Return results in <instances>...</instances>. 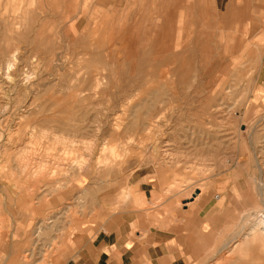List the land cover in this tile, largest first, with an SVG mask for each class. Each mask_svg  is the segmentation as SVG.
<instances>
[{"label": "rangeland", "instance_id": "obj_1", "mask_svg": "<svg viewBox=\"0 0 264 264\" xmlns=\"http://www.w3.org/2000/svg\"><path fill=\"white\" fill-rule=\"evenodd\" d=\"M153 5L0 0V264H59L84 204L147 173L179 204L241 178L233 224L200 264H264V94L229 68L240 28H193L197 47L181 48L189 28L169 34Z\"/></svg>", "mask_w": 264, "mask_h": 264}, {"label": "crops", "instance_id": "obj_2", "mask_svg": "<svg viewBox=\"0 0 264 264\" xmlns=\"http://www.w3.org/2000/svg\"><path fill=\"white\" fill-rule=\"evenodd\" d=\"M150 1L154 3L153 16L159 2V21L164 4L169 34L172 28H192L184 40L191 43L183 42L181 48L197 47L199 33L194 36L193 28H199L201 34L204 28H240L239 40L228 57L229 68H243L240 78L249 74L247 81L253 82L251 96L264 94V0ZM131 16L134 19L135 15ZM232 171L225 177L240 176L239 170ZM163 176L133 174L123 195L107 189L104 197L97 195L94 201L85 203L80 218L67 227L66 247L59 264H200L210 257L214 247L220 251L225 231L233 224L231 211L236 214L239 210L236 201L241 200L242 179L225 185L228 190L218 193L214 201L197 200L202 193L199 190L189 203L179 204L181 194L168 191L172 181ZM257 234L260 232H249L238 251L255 243Z\"/></svg>", "mask_w": 264, "mask_h": 264}, {"label": "built area", "instance_id": "obj_3", "mask_svg": "<svg viewBox=\"0 0 264 264\" xmlns=\"http://www.w3.org/2000/svg\"><path fill=\"white\" fill-rule=\"evenodd\" d=\"M257 220H260L262 223H264V210L259 213Z\"/></svg>", "mask_w": 264, "mask_h": 264}, {"label": "bare ground", "instance_id": "obj_4", "mask_svg": "<svg viewBox=\"0 0 264 264\" xmlns=\"http://www.w3.org/2000/svg\"><path fill=\"white\" fill-rule=\"evenodd\" d=\"M136 55V54H135ZM14 56V55H13ZM134 56V55H133ZM38 57V56H37ZM35 58V57H34ZM179 61V60H178ZM177 64L175 63V65L174 66H176ZM173 67V66H172ZM173 68H175V67H173ZM176 75V74H175ZM184 78V77H183ZM97 87V86H96ZM157 119H159V117L157 118ZM158 121V120H157ZM259 215V214H258ZM257 218H258V216H257ZM258 223L261 225V227L262 228H264V223H262L260 220L258 221Z\"/></svg>", "mask_w": 264, "mask_h": 264}, {"label": "water", "instance_id": "obj_5", "mask_svg": "<svg viewBox=\"0 0 264 264\" xmlns=\"http://www.w3.org/2000/svg\"><path fill=\"white\" fill-rule=\"evenodd\" d=\"M199 194V190H197V192H195V195Z\"/></svg>", "mask_w": 264, "mask_h": 264}]
</instances>
